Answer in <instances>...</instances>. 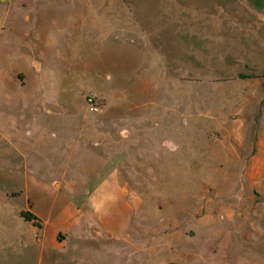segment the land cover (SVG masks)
<instances>
[{
  "label": "rangeland",
  "instance_id": "obj_1",
  "mask_svg": "<svg viewBox=\"0 0 264 264\" xmlns=\"http://www.w3.org/2000/svg\"><path fill=\"white\" fill-rule=\"evenodd\" d=\"M238 2L0 0V264H264Z\"/></svg>",
  "mask_w": 264,
  "mask_h": 264
},
{
  "label": "crops",
  "instance_id": "obj_2",
  "mask_svg": "<svg viewBox=\"0 0 264 264\" xmlns=\"http://www.w3.org/2000/svg\"><path fill=\"white\" fill-rule=\"evenodd\" d=\"M234 17L237 18L238 22L243 25H245V23H247L246 25H251L254 23L252 30L249 29L250 33L241 37L261 38V43L264 50V40L262 39L264 36H262L260 32V29L264 25V0H249L248 2L240 0L238 5L235 6ZM67 222L74 224V221L71 218ZM60 235L61 234H59V236Z\"/></svg>",
  "mask_w": 264,
  "mask_h": 264
}]
</instances>
